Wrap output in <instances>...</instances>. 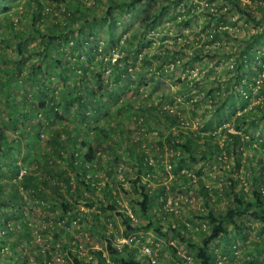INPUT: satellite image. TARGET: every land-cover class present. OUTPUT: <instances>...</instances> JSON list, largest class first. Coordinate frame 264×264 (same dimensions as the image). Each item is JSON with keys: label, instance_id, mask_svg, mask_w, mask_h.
Wrapping results in <instances>:
<instances>
[{"label": "trees", "instance_id": "obj_1", "mask_svg": "<svg viewBox=\"0 0 264 264\" xmlns=\"http://www.w3.org/2000/svg\"><path fill=\"white\" fill-rule=\"evenodd\" d=\"M85 1L0 0V74H3L0 95L10 104L6 121L12 122L15 116L33 119L40 113L45 118L52 116L62 122L58 131L63 132L65 138L55 133L53 142L57 148L53 152L60 160H65L76 179L80 178L81 189L76 185L71 190L67 170L53 171V164L47 161L44 162L45 171H52L62 181L64 191L61 185H48L29 173L18 180L30 194L41 199L45 198L42 190L45 185L58 200V204L50 203V210H59L62 214L70 211V215L76 217L79 198L85 199L87 207L92 205L91 199L82 191L92 193L99 186L107 196L114 197L107 182L91 175L86 178L90 163L106 152L116 160L127 156L136 166L135 177H126L133 191L131 200L145 222L139 224L118 211L125 228L121 234L125 242L115 243L113 234L104 237L107 257L101 250L93 249L90 262L144 264L145 260L136 254L134 245L140 240L141 231L151 230L162 238L168 234L177 237L193 250L197 264H215L209 244L228 237L227 225L233 235L241 232V188L235 187L236 176H227L218 190L229 204L223 213H216L209 203V190L200 177L202 165L196 169L191 165L200 160L220 164L233 159L232 170L237 172L241 166V35L235 31L237 20L232 19L236 15L241 20V0H95L90 4ZM18 4L20 6L13 10ZM93 9L95 11L91 13ZM124 17L130 21L124 30H118L117 21ZM15 21L21 29L16 27ZM242 25L243 153L248 148L255 151L256 146L264 148V0L242 1ZM99 29L106 34L100 44L95 40ZM154 40L156 44L152 47ZM9 47L14 54L4 50ZM113 53L115 57H112ZM201 63L205 67L202 68ZM220 66L221 70L218 69ZM170 76L174 89L161 90V83ZM142 86L159 91L158 100L148 101L150 94L140 96ZM21 89L28 90L19 100L15 93H20ZM127 92L128 98L119 104ZM175 96H178L177 100ZM30 97L37 102L22 110ZM254 99L258 100L251 104ZM113 105H116L117 120L107 116L104 122L115 121L116 127H111L110 123L106 128L97 125L98 112L110 110ZM122 110L129 116L130 128L123 124ZM193 118L201 121L197 123V129L190 128ZM228 118L233 131L223 125ZM260 124L262 128L254 136L252 132ZM111 131L117 134L116 140L112 139ZM90 132L97 133L93 140L81 138ZM149 132L157 135L154 145L159 154L171 153L168 162L174 177L169 188L175 189L180 183L187 182L186 187L195 185L198 195L203 198L207 209L203 216L206 225L204 229L198 226L197 242L189 241V231L184 225L175 223L163 229L155 222L156 218L151 219L153 205L160 204V196L165 201L166 190L163 185L155 189L149 184L153 167L160 164L162 156L150 163L140 148L139 136ZM130 134L136 135L131 141L128 140ZM5 140L6 133L0 129V152ZM261 160L257 158L260 169ZM110 162L107 158L104 160L105 173L111 180L114 172ZM249 166L252 171V163ZM182 168L186 169L181 171ZM19 170V166L11 167L13 178ZM191 170L196 177L189 174ZM251 181L249 191L242 189V218L264 227L261 172L252 173ZM65 193L68 198L63 195ZM8 194L16 195L14 183L10 184ZM115 208L114 201L101 207L102 210ZM18 216H21L20 209H15L9 201L0 200V248L11 238L10 246L13 247L22 238L27 242L30 240L27 228L22 227L19 233L16 232L13 221ZM68 224L69 220L65 222ZM62 234L67 244L62 241ZM51 236L62 248L74 241L72 235L61 228L53 230ZM228 247L232 251L236 245L229 243ZM66 251L78 264L77 250L72 251L68 246ZM141 255L146 256L142 252ZM34 256L40 261L39 254ZM18 257L10 264H26L25 256Z\"/></svg>", "mask_w": 264, "mask_h": 264}, {"label": "rangeland", "instance_id": "obj_2", "mask_svg": "<svg viewBox=\"0 0 264 264\" xmlns=\"http://www.w3.org/2000/svg\"><path fill=\"white\" fill-rule=\"evenodd\" d=\"M92 1L95 0H86L85 2L90 4ZM242 1L250 3V0ZM19 6L20 4L13 7V10ZM93 11L95 10L93 9L90 12L93 13ZM90 15L91 14L88 16ZM15 18L16 17L14 16V19ZM232 19L237 20L235 25L237 28H235V31L237 34L241 35V29L238 28V26H241V20L237 18L236 15H233ZM129 21L128 17H124L121 21H117V29L124 30ZM132 21L133 20H131V22ZM16 27H20L21 29V26L18 24H16ZM242 27L244 26L242 25ZM105 37V32L99 29L96 32L95 40L100 44ZM155 40H157V38ZM155 40L151 45L152 47L156 44ZM0 45H2L1 42ZM4 50L14 54L10 47ZM146 50L148 52L151 51L149 48H146ZM115 56V53H113L112 57ZM201 67H205L203 66V63H201ZM218 69L221 70L222 66ZM2 78L3 74H0V80ZM171 79L172 77L170 76L165 82H162L160 89L162 90L166 87L174 89ZM27 90L28 89H21L20 93H15L17 98L21 100ZM149 90L150 87L142 86L139 90L140 96L150 94L148 101L156 102L158 100L157 93L159 91L153 89ZM0 91H3V87L1 86ZM128 96L129 93L127 92L123 95L119 104L123 100H126ZM177 97L178 96H175V100H177ZM4 99L5 98L0 95V129L6 133L5 146H3V149L0 152V200L9 201L15 209H20L21 216H18L13 223L15 224V227L17 228L16 232L18 233L22 230V227L27 228L30 240L27 242L22 238L19 240V243L13 247L10 246L12 238L8 239V242L0 248V264H10V261H13L15 257H18L17 255H20L19 257L25 256L27 258L26 264H75L66 251L68 246H70L72 251L77 250L79 255L78 258L80 259L78 264H92L93 262H90L89 258L92 257L91 251L93 249L101 250L102 254L107 257L104 249V237L113 234V240L115 243L125 242L121 237L125 228L121 221V217L117 214L118 211L124 212L125 215H128L139 224L145 222V218H142L137 214L136 207L131 200L133 199V191L128 179L135 177V162L127 156L122 160H116L113 158V155L110 156L108 152L100 154L99 160L94 159L90 163L89 171L86 172V178L91 175V177H97L99 180L107 182L108 188L111 190V193L113 194L112 196H114L113 199L112 197L107 196L99 186H97V190L92 193L82 191V194L84 193L83 195L91 199L92 205L87 207L84 204L85 199H83V197L79 198L77 204L78 209L75 212L76 217L71 216L70 211L64 214L59 210L54 212L49 208L50 203L58 204V200L55 198L53 191L48 187H45V185H42L45 198L41 199L36 195L30 194V190L21 186L22 184L18 179L21 175L29 173V175L35 177L36 180H45L48 185H51L52 183L61 185V189L64 191V184L62 181H60L55 174H52V171H45L44 162L47 161L50 165L53 164V168L51 169L53 171H59L61 168L67 170L66 174L70 178L69 184L72 187L71 190L73 189V186L76 185L81 189V184L79 183L80 178L76 179L74 177V172L67 167L65 160H60L53 152V149L57 148L56 143L53 142L55 133L60 135V137L65 138V134L58 131L62 122L54 120L52 116L45 118L40 113L33 119L24 120L18 116L16 118L15 116L12 122H8L6 121V111L10 104L7 102L5 103ZM257 100L258 99L252 100L251 104H255ZM32 102L36 103L37 100L30 97V100H27L26 102V106L21 109H27ZM110 107V110L104 109L98 112L97 125L106 128L108 123H110L111 127H116L115 121L104 122V119L107 116L113 117L114 120H117V116L114 114L116 105ZM104 111H108L109 115L107 112L105 114ZM122 113L121 118L123 124H125L127 128H130L131 126L128 125V114L123 110ZM200 122L201 121H199L198 118H193L190 128L197 129V123L199 124ZM231 123L232 122L229 119L223 125L228 126L229 131H233ZM259 128H262L261 124L255 128L254 132H252L254 133V136L257 134ZM96 134L97 133L95 132H90L87 135L84 134L81 138L84 140H93ZM156 136L157 135L152 132L141 134L139 136V140L141 141L140 148L144 150L148 162L150 163H154L162 155L158 153V148L154 145ZM111 137L116 140L117 134L115 132L112 133L111 131ZM135 137L136 135L133 136L130 134L128 140L131 141ZM218 141H220V139ZM253 144L256 143L254 142ZM69 145L70 143L67 144L68 148L70 147ZM64 153L65 157L66 152ZM170 155L171 153L168 151L163 153L160 158V164L156 163L154 165V172L151 173L152 178H149V184L152 188L156 189L163 185L166 190L164 195L165 201H163V197L160 196L158 199L160 204L157 203L153 205L151 219L156 218L155 222H158L163 229L167 225H175V223H178V225H184L189 231V241L194 243L197 242L199 234L198 226H200L201 229H204L206 225L203 216L206 214L207 209L204 206L203 198L198 195L195 185L187 188L186 182V184L180 183L175 189L169 188V186H171V180L174 177L168 162V156ZM259 157L262 159L261 161L263 164L261 169L257 164V158ZM106 158L111 161L110 164L112 166V171L114 172L111 180L105 173L107 165L104 164V160H106ZM251 163L253 167L252 171H249V165H251ZM232 164L233 159H227L220 164L205 163L203 160H200L191 165L192 169H196L199 165H202L200 177L202 178L204 186L209 190V203L216 213H223L226 206L229 204L224 194L218 190L221 187L220 185L223 180L225 181L227 176L232 178H235L236 176L238 183L235 187L236 189L241 188V166L238 168V171L235 172L231 169ZM13 166L20 167L19 174L15 178H13L11 171V167ZM185 169L186 168H182L181 171ZM260 172L262 174L264 185V148H257L256 146L255 151L248 148L242 153V189L249 191L252 182L251 174L256 173L257 175ZM189 174L192 177L194 176L192 170L189 171ZM126 177L129 178L127 179ZM145 178L147 177L145 176ZM11 183H14L16 188V195L14 197L7 196L9 195L8 192ZM211 189L216 190L214 192L215 194ZM217 191L218 193H216ZM63 195L66 198L69 197L66 193ZM16 197H21V199ZM112 201L116 204L114 210L101 209V207L104 208L108 202ZM99 202H101L102 205ZM94 215L97 218H95ZM68 220L69 224L65 225V222ZM239 220L241 225V219ZM59 228L66 231V234L72 235L75 242L70 241V245H67L65 248L60 247L58 242H56L51 236V232ZM227 228L229 229L228 237H222L211 242L209 244V249L215 256V264H218V259H222L223 261V263L221 261L219 264H241V232L239 235L236 233L233 235V232L228 225ZM42 229L46 230L42 231ZM61 239L63 242L66 240L63 234ZM229 243L235 244L236 248L231 251L228 247ZM65 244H67V242H65ZM134 246V248L137 249L135 250L136 254L139 255L140 259L142 258L143 261L145 260L144 264H147L146 262H149L148 264H197L194 260L193 250L188 248L185 243L178 240L177 237L174 235L172 236V234H168L166 238H162L151 230L141 231L140 240L138 242L136 241ZM170 247H172L175 252ZM141 252L145 253L146 256L141 255ZM34 254L40 255V261L36 259ZM254 262L256 264H264V227L248 218H242V264H253Z\"/></svg>", "mask_w": 264, "mask_h": 264}, {"label": "clouds", "instance_id": "obj_3", "mask_svg": "<svg viewBox=\"0 0 264 264\" xmlns=\"http://www.w3.org/2000/svg\"><path fill=\"white\" fill-rule=\"evenodd\" d=\"M18 174H19V173H18ZM218 261H220V262H221V261H222V259H218ZM218 261H217V263H218ZM151 262H152V261H151ZM218 264H219V263H218Z\"/></svg>", "mask_w": 264, "mask_h": 264}, {"label": "built area", "instance_id": "obj_4", "mask_svg": "<svg viewBox=\"0 0 264 264\" xmlns=\"http://www.w3.org/2000/svg\"><path fill=\"white\" fill-rule=\"evenodd\" d=\"M153 262V261H152ZM218 263H220V261H218Z\"/></svg>", "mask_w": 264, "mask_h": 264}]
</instances>
